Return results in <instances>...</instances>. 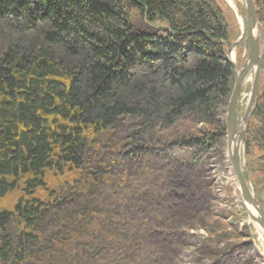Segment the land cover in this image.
<instances>
[{"label":"trees","instance_id":"trees-1","mask_svg":"<svg viewBox=\"0 0 264 264\" xmlns=\"http://www.w3.org/2000/svg\"><path fill=\"white\" fill-rule=\"evenodd\" d=\"M255 3L264 37V0ZM230 40L215 0H0V244L10 248L3 233L13 225L37 240L44 212L62 209L52 248H40L45 264H100L99 250L114 263L162 264V249L190 242L173 232L180 224L208 229L191 244L194 259L221 264L230 245L216 247L224 239L208 218H223L204 166L226 135ZM263 75L262 63L260 85ZM244 156L261 188L262 88ZM58 187H69L65 197ZM152 238L160 256L144 257ZM248 244L246 260L231 264H254ZM20 248L12 261L25 264Z\"/></svg>","mask_w":264,"mask_h":264},{"label":"rangeland","instance_id":"rangeland-1","mask_svg":"<svg viewBox=\"0 0 264 264\" xmlns=\"http://www.w3.org/2000/svg\"><path fill=\"white\" fill-rule=\"evenodd\" d=\"M215 1L222 8L229 23L231 40L230 43L227 44L228 45L227 54H228V58H230V60L235 66L234 71L235 70L237 71L245 62L248 54L247 33L245 32V29L243 33V28L241 23L243 21L244 26L246 25V10H245L246 3L245 0H232L235 6L233 8V6L227 0H215ZM240 18L242 19V21L240 20ZM261 37H262V51H263L262 63L264 64V37L262 35V31H261ZM231 54H234V59H231ZM261 71H262V67H261ZM260 80H261V76H260ZM252 81H253V76L251 75L245 82L240 93L239 103H238L239 121H241V118L244 115L249 102ZM260 88L264 89V84L259 85V90ZM226 115H227V106L225 105L219 109V120H221V122L224 123L225 126H226ZM121 122L122 124H124L126 120H122ZM119 132H120L119 129H116V134H112V136H110V141L108 142L112 143V138L115 137L117 138L116 139L117 142L119 139V136H117V134H119ZM108 136L109 134L107 136L106 134H104L103 136V145H102L103 148L107 143ZM217 149H219L217 150V152L212 151V154L210 155L209 160L206 161L207 164L205 163L206 165L204 167L206 170V180H208L212 184V191L215 198L212 208L215 213L221 214L222 218L224 219L223 220L215 216L208 218L212 227L215 228L220 227L219 228L220 231L218 235H220L224 239L216 247L217 249H221L224 247H228L230 245L227 249L222 250L221 256L223 257L220 256L222 258L220 262L221 264H231L230 262L233 261V259L245 261L246 260L245 258L247 257L246 256L247 247L250 246V244L243 247L241 246V243L243 244L245 242H250L252 244V251L250 255L251 258H255L254 264L255 263L264 264V236L262 232L259 230V228L251 221V219L249 218L242 204L239 201V197L237 194V184L235 185V182L237 181V177L232 169L228 157L227 135H225L223 145L219 146V148ZM58 188L63 190L60 196L65 197L66 194L68 193L69 187H65V188L58 187ZM252 188L255 194H257L258 192H260L261 194L262 189L254 186V184H252ZM262 196H263V191H262ZM261 201L264 202V196L261 197ZM69 203L72 204L71 201H69ZM58 212H62V209H56V210L51 209L50 211L44 212L45 213L44 219L42 222H40L39 226H44L46 227V229L45 232H40L39 229L38 231L35 232V234H37L38 236L37 240H34L32 235L29 236L28 239L22 238L21 235L16 234L14 230H12V228H15L14 225L13 227H8V230L3 233V238H6V240H8V242L10 243L9 245L10 248L5 249L4 244L3 243L0 244L1 248L5 249L6 253L7 252L12 253V256L10 255L11 253H9L8 262H6L5 264H16L15 262L12 261V259L13 256H15L14 254H16L17 250L19 251L21 249L20 248L21 245L25 247L24 257H23L25 264L47 263L46 262L47 259L46 260L43 259L45 258L44 255L40 254V248L45 251L52 248L53 233L54 230H56V223L54 216ZM53 213H54L53 215L54 219L52 218ZM144 218L145 220H147L146 216ZM56 221L58 222L57 219ZM150 224L152 226H155L151 221ZM151 225H149V227L152 229ZM130 227L131 226H128V228H124L123 230H127L126 232L133 234L134 229L133 228L130 229ZM81 228L79 231V237L80 234L84 231ZM153 230L154 229H152V231ZM185 230H186L185 227L181 226L180 224L179 228L173 229V232L180 233V231H182L184 233H187V235H189L188 241L190 242L187 243V246L185 247L177 246L175 248L177 252L176 251L171 252L169 247L168 249L166 248V251L162 249L163 256L160 258L161 260H163L162 264H214L215 262L213 260H216L215 259L216 257H213L211 260L205 258L201 262L196 261L194 259L196 256L195 249L191 248L192 243H202L205 239H207V237H211L208 229L203 228L200 225H196L195 227L187 230L188 232H186ZM17 231L19 232L18 228ZM190 234L192 237L190 236ZM148 242L150 243L153 242V243L146 244L147 247L144 248L147 249L143 251V256L147 257L148 254H150L151 257H153L154 254L159 257L160 254L156 253L157 247L155 246V242L157 241H153L152 238V241H148ZM76 246H78V250L81 249L79 241H77ZM96 257L98 258L100 264L103 262H107L106 261L107 257L110 259L108 260L109 264H124L119 261H116L114 263L115 260L112 251H107V252H103L101 250L96 251L95 258ZM0 264H4V262H0ZM147 264H150L149 261H147Z\"/></svg>","mask_w":264,"mask_h":264},{"label":"water","instance_id":"water-1","mask_svg":"<svg viewBox=\"0 0 264 264\" xmlns=\"http://www.w3.org/2000/svg\"><path fill=\"white\" fill-rule=\"evenodd\" d=\"M246 25L244 26L248 38V54L243 65L236 71L232 93L227 105L226 135L228 157L232 169L238 179L237 194L251 221L259 228L264 236V207L261 194H255L248 174L244 156V140L248 132L249 122L254 110L261 76L263 60L262 37L257 19L255 0H245ZM228 60L232 63L230 58ZM233 64V63H232ZM233 67L235 68L234 64ZM253 76L250 97L244 115L239 121L238 103L245 82ZM243 124V126H242ZM244 161V163H243ZM264 185L260 189H263Z\"/></svg>","mask_w":264,"mask_h":264},{"label":"bare ground","instance_id":"bare-ground-1","mask_svg":"<svg viewBox=\"0 0 264 264\" xmlns=\"http://www.w3.org/2000/svg\"><path fill=\"white\" fill-rule=\"evenodd\" d=\"M227 1L233 6V8L235 7L232 0H227ZM240 20L242 21L241 18H240ZM241 23H242L243 33H244V24H243V21ZM231 59H234V54H231ZM236 182L238 183V179H237ZM236 182H235V185L237 184Z\"/></svg>","mask_w":264,"mask_h":264}]
</instances>
